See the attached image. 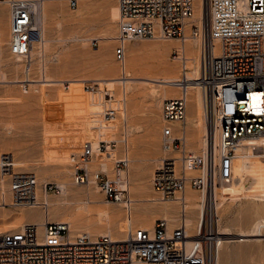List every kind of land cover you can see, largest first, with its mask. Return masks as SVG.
Wrapping results in <instances>:
<instances>
[{
	"label": "built area",
	"instance_id": "1",
	"mask_svg": "<svg viewBox=\"0 0 264 264\" xmlns=\"http://www.w3.org/2000/svg\"><path fill=\"white\" fill-rule=\"evenodd\" d=\"M41 0H0L8 10L9 53L27 61L35 32L34 3ZM119 16L116 21L114 60L125 75L127 44L142 39L184 41L186 26L193 15V0H115ZM207 37L215 41L219 54L209 61L208 70L200 76L201 88L214 99L218 123L214 125L212 144L203 154L188 150L186 144V91L162 101L160 149L167 153L151 177L152 188L165 198L177 200L182 218L186 212V188L197 190L206 199L211 186L233 180L237 150L242 141L264 136V0H205ZM74 9L77 0H69ZM197 34L190 26L189 35ZM1 42V36H0ZM178 56V54H176ZM186 71L185 55L181 56ZM186 73L178 82L180 86ZM185 84V82H184ZM89 95L100 102L93 113L92 125L99 126L121 113L122 98L109 90L87 86ZM121 110V111H120ZM125 129V118L122 115ZM96 122V123H95ZM93 127L94 130L98 127ZM101 136V135H100ZM127 138L123 130L122 142ZM99 149L114 148V140L98 139ZM90 145L80 153V165L74 171L75 184L89 180L103 192L105 200L119 203L130 213L128 183L110 179L101 170L90 172ZM13 157L0 156V176L9 178L11 204L6 207H29L36 203V179L29 172L17 170ZM115 172L127 169V161L114 162ZM196 172V174H190ZM43 193L62 195L57 185L44 184ZM42 224H24L14 231L0 232V264H213L218 235L214 219L200 213L194 236H188L184 221L169 228L167 221L156 219L152 232L134 230L122 241L107 235L71 234L68 224L49 220L48 206L41 204Z\"/></svg>",
	"mask_w": 264,
	"mask_h": 264
},
{
	"label": "rangeland",
	"instance_id": "2",
	"mask_svg": "<svg viewBox=\"0 0 264 264\" xmlns=\"http://www.w3.org/2000/svg\"><path fill=\"white\" fill-rule=\"evenodd\" d=\"M68 2L69 0L47 1V5L51 8L54 7L58 14L55 18H49L46 23L45 37L49 42L43 61L46 74L54 80H64L62 84L41 82L20 84L19 81L25 79L23 70L27 61L24 58L17 59L11 55L9 53V36L1 37L0 156L3 154L11 155L20 163L17 170L35 175L39 189H42L44 184L59 186L60 183L66 182L68 186L76 188L84 200L90 199L97 203L100 202V205L103 206L118 207L117 204L109 205L107 203L111 201L105 200L103 192L95 183H85L80 186L74 183L75 168L71 158L80 160V153L86 142L98 141L100 137L106 141L114 140L119 149L118 153L101 152L103 155L93 158L92 164L88 168L93 173L102 169L101 164L105 162L109 178L115 179L116 172L113 163L116 160L124 159L123 155L125 154V141L122 142L123 130L125 132V129L128 130V127H132L133 132L130 136L126 132L129 152H131L134 160L130 170L131 178L132 176L134 178L129 181L134 190L129 197L159 199L162 196L152 188L151 177L154 170L159 166L160 160L165 156L160 150L162 101L160 107L152 105L150 98L146 96L151 86L142 81L148 82L149 80L152 82L151 80L161 77V63H164L162 59L172 68H170L173 71L172 74L178 76L179 79L184 76V72L190 73L189 66L192 63L188 60L187 69L183 71L181 61L176 59V54L179 53L176 50L177 46L184 43L177 39H142L127 44L125 63L130 65L133 77L130 79L132 81L129 85L138 87L140 93L127 94L126 101L123 103L124 107L121 109L122 111L120 110L121 113L116 116V130L113 138H111L106 130V127L111 125L110 121L99 124V126H95L94 123L92 125L93 113L98 112L99 107L97 105L100 102L93 101L96 98L94 95H89L86 87L93 86L96 90L98 85L92 81L94 79L112 80L115 82L101 85L99 90L105 88L111 93L113 92V96L116 95L115 98L122 95V84L116 82L121 80L126 82L123 78L126 73L121 77L120 65L114 60L115 41L103 42L99 39L103 32L116 36L117 4L115 0H77V6L72 9ZM0 8V13L2 12L0 18L3 17L1 18L3 20H0L2 24L4 11L8 16V10L6 6ZM55 22L60 23L59 28L56 27ZM56 39L61 41L56 42ZM159 45L160 47H156ZM162 46L164 51H161ZM129 47H133L136 52L132 53ZM208 48L210 54V46ZM157 50L161 53L157 54ZM55 55H58L56 59L53 57ZM184 55L188 57L187 52ZM40 70L41 61L37 58L29 72V79L40 80ZM154 77L156 78L154 79ZM77 79L87 81L81 86L70 85L68 82V80ZM174 92V89L166 88L165 95L168 98L174 97ZM122 115L125 118V129L122 123ZM94 126L98 128L94 130ZM187 148L189 150L188 144ZM255 152L256 155H263L260 149H256ZM151 159H155V162L150 161ZM129 165L127 161V170ZM6 178L7 183H9V178L7 176ZM7 183L5 185L6 190L8 189ZM188 189L191 194L200 195L197 190L189 187ZM61 198L74 201L77 199V195L69 193L62 197L48 192V199L55 201L48 213L52 220L57 217H66V215L72 216V213H75L73 212L75 205L62 204ZM142 205H146L145 212L141 210ZM148 205L147 202H138L133 207L138 208L137 213L140 216H146L147 220L161 218L160 205L163 206V204L156 202L152 206ZM168 205L174 206L172 203ZM176 206V211L180 215L179 204ZM22 210H24V221L34 222L40 219L38 212L27 210V208L6 207L5 211L7 214L10 213L11 220V215ZM221 213L223 214L222 225L227 227L232 234H237L241 230L245 231V229L250 230V226L256 219L255 206L249 199L241 203L228 200ZM91 216L94 219L97 218L94 214ZM77 218L78 216L75 217V219ZM98 221H103V217H100ZM178 223L179 221H177ZM263 238L264 236L242 239L237 237L223 238L219 249L218 264H264Z\"/></svg>",
	"mask_w": 264,
	"mask_h": 264
},
{
	"label": "bare ground",
	"instance_id": "3",
	"mask_svg": "<svg viewBox=\"0 0 264 264\" xmlns=\"http://www.w3.org/2000/svg\"><path fill=\"white\" fill-rule=\"evenodd\" d=\"M47 1L48 0H41L39 3H34L35 19L34 22L32 23V29L35 32V34L38 36H35L32 40V47L29 55L27 56L28 59L26 62L27 65L29 66L26 65L25 69L23 70L25 79L23 81L22 80L19 81L20 84L27 82H29L30 84L31 82L32 84L36 82H41L46 84H62L64 81V80H54L49 75H47L45 70V64L43 61L44 53L47 50V45L49 42V40H47L45 37L46 23L49 18L51 17L55 18L58 14L57 11H55L54 7L51 8L50 6L47 5ZM1 6H5V4L0 2V7ZM207 15L208 12H207L205 0H193V15L191 17L189 24L186 26L187 35L185 40L183 41L184 44L182 43L180 45L177 44L178 45L177 49L175 47L177 52H179L178 54H180L177 56L176 59L181 60L182 58L181 56H184V53L187 52L188 57H186V59H188L192 63V65L190 64L189 66L191 71L190 73L186 74V79L183 81V85L180 86L179 84H177L178 82H181V79H179L178 76L172 74L173 73V71L171 70L172 68L169 67V65L164 59H162L164 63L163 64L161 63L162 65L160 72L162 74L161 77L160 78L157 77L158 79L154 77V79L155 78L156 79L151 80L152 82H149V80L148 82L142 81L143 83L151 86L146 96L150 98V103H152V105H155L157 107H160L161 101L168 98L167 95H165L166 88L174 89L175 90L174 96L176 97L178 96L179 91L181 93L184 92V90L186 91V98L188 103L186 107V117H185L186 132H187L186 144H188L189 150L193 151L196 154L197 153L203 154L205 152V149L209 147V144L210 145L212 144L211 132L214 125L218 123L217 115L214 107V99L211 98L209 94L205 92L204 88H201L199 86V83L196 82L199 80L200 74L202 76L204 72H207L209 61L213 57L218 56L219 54L218 46L215 41L210 42L208 41L207 38L205 40L203 39V35L205 33H206V37L208 36ZM118 16H119V12H118ZM1 18L0 20H3ZM114 18L117 19L118 17L117 18L114 17ZM9 24H10L9 16H6L5 21H3L2 24L0 23L1 37H3L4 35L9 36ZM55 24L57 28L60 27L59 22H55ZM191 25L197 27L196 35L193 36L189 35V30ZM114 38L115 36L109 35L106 32H103L99 36V39L103 42H113L115 41ZM55 41L57 42L61 40L56 39ZM171 42L174 43V41L172 40ZM209 46H210V54L208 48ZM156 47H160V45ZM129 49L131 50L132 53L136 52V50L133 47H129ZM162 49L161 51H164V49L163 50ZM158 51L159 50H157V54L161 53L160 51L159 52ZM56 56L58 55H55L53 57L56 59ZM15 57H17V59L22 58L20 56H15ZM37 58H39L41 61V70H40L41 79L38 81L37 80L33 81L29 79V72L33 67V63ZM130 68H131L130 65L125 63L124 73H126V75L123 78L125 79L124 81L126 82H122V80L116 82L118 84L119 83L122 84V93H121L122 95L119 96V98H122L123 103H125L126 101L127 94L133 95V93L135 94L140 93L138 87L136 86L133 87L129 85L130 81H132L130 79H133ZM119 69L122 70L121 67ZM86 81L87 80L84 79L68 80L70 85H80V86L82 84H85ZM92 81L97 83L96 84L98 85L97 87L115 82L106 79H94ZM111 94L113 95L114 93L112 92ZM108 121L111 122V125L109 124V126L106 127V130L111 136V138H113V135L115 134V130H116L115 123H117V119L116 117H114ZM126 132L130 136L133 132L132 127H128V130L125 129V133ZM87 144L90 145L92 149V160L93 158H96L99 155H101L103 152L105 153L108 151L107 153L116 154V152L119 150L115 145L114 148L107 147L105 150L102 151L101 149H99L98 141H89L86 142V145ZM124 144H125V154L123 156L125 161H128V164L130 165L128 170L127 169L122 170L119 173L116 172L115 176L118 175L119 181L123 183L122 185H124V183L127 182L128 183L127 189L130 191L129 193H132L134 188L132 187L133 185L130 186L129 181L133 180L134 178L133 176L131 178V174H130V170L132 168V163L134 160L131 156V152H129V141L127 140V138ZM256 149H260L263 155H259V154L256 155L255 152ZM161 152L165 155L164 157H166L167 153L163 151ZM13 160L16 164V167H18L20 163L17 162L14 158ZM92 160L90 164H92ZM150 161L155 162V159H151ZM71 162H73V166L75 169L77 168V166L80 165V160L77 161L71 158ZM89 165L87 166V168L89 167ZM106 165L107 164H105V162H102L101 164L102 169L99 170L107 173ZM190 174H196V172H190ZM233 175L234 178L231 182H229L228 185H223L227 183H222L211 186L210 191H208L207 193L206 199L202 195L191 194L189 189L186 188L185 190L186 212L183 218L181 215V211H180V215H178V211H176L177 210L176 204H178V202L174 198L161 197L158 199L154 197L153 198L146 197V198L134 199L132 197L130 198L131 205L129 206L131 210L129 213L124 208V206L126 205L125 202H119V203L107 202L109 205L117 204L118 206V207H110V206L100 205V202L97 203L96 201H91L89 198H88L89 200H84L82 199L83 197L81 198V194L76 188L74 187L72 188L71 186H68L66 182H62L59 184V188L61 189L62 192L61 193L62 197L67 196L69 193L73 195L75 194L77 195V199L74 201H70L67 199L65 200L62 198L60 199L62 201V204L75 205V207L73 208V212L75 213L74 214L72 213V216L74 217H72L71 215H66V217L65 216L57 217L52 220L51 218H49V214H48V218L49 220H52L54 222H58L61 224H68L71 234H88L90 236L93 235L95 237L97 235L100 236L107 235L113 241H122L128 232H132L134 230H145L150 233L152 232L153 225L156 219L152 218L150 220H147L145 218L146 216L145 217L143 215L140 216L137 213L138 208L133 207V205L137 204L138 202H147L149 203L148 206H152L153 204H156V202L160 204L161 202V204H163V206L160 205L161 208L160 211L162 212L161 219L167 221L169 228L176 227L183 219L188 236H194L201 211L203 213L207 212V215H212L213 218H215L214 227L216 228L215 230L217 231L216 234L218 235V238L214 246L213 264H218L219 249L220 246L222 245L223 238L237 237L238 239H242L245 237L264 236L263 233L264 230V136L260 138H253L242 141L240 147L237 150V161L233 168ZM6 183H7L6 176H0V189H1L0 191H2L0 192V232L14 231L22 227L24 224H36L40 226L44 221V215L43 212H41L42 211L41 204H46L48 206V213H49V209L54 205L53 203H55V201L49 200L48 194L43 193L42 189L41 188L39 189L36 183L35 196H36L37 205L29 206V207H18V208L21 209L27 208V210L36 211L38 212L40 219L38 218L39 220H36L34 222H26L23 220L24 210H22L18 213L11 215L12 219L10 220L9 217L10 213L9 214L6 213L5 211L6 206L3 205V203L11 204V200L9 198L10 197L9 185L7 183L8 189L6 190L5 189ZM89 183H93V182L89 180L88 184ZM77 185L80 186L82 184H77ZM248 199L251 200L255 206L256 219L253 221L252 225L250 226L251 228L250 230L245 229V231L241 230L237 234H232L227 227H224L222 225L223 214L221 213V211L225 208L226 202L228 200H230V202L239 201L241 203L244 200L247 201ZM170 203L174 204V206L173 205L169 206L168 204ZM90 204H94V205H90ZM126 206H128V204ZM145 208L146 205L144 206L142 205L141 210L145 212L144 210ZM12 212H16V211H12ZM92 214L96 215L95 217L97 218L94 219V217L91 216ZM77 216L78 218L75 219V217ZM100 217H103L104 222L98 221ZM72 218L74 219L72 220ZM177 221H179L178 224ZM215 254H216V260H215Z\"/></svg>",
	"mask_w": 264,
	"mask_h": 264
},
{
	"label": "crops",
	"instance_id": "4",
	"mask_svg": "<svg viewBox=\"0 0 264 264\" xmlns=\"http://www.w3.org/2000/svg\"><path fill=\"white\" fill-rule=\"evenodd\" d=\"M4 17H5V18H4V21H5V19H6V12H5V11H4Z\"/></svg>",
	"mask_w": 264,
	"mask_h": 264
}]
</instances>
